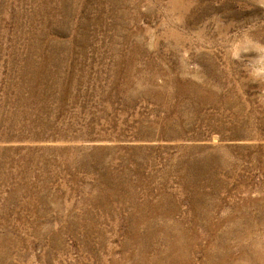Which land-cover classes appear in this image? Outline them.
Returning a JSON list of instances; mask_svg holds the SVG:
<instances>
[{"label":"rangeland","instance_id":"374dc122","mask_svg":"<svg viewBox=\"0 0 264 264\" xmlns=\"http://www.w3.org/2000/svg\"><path fill=\"white\" fill-rule=\"evenodd\" d=\"M0 264H264V0H0Z\"/></svg>","mask_w":264,"mask_h":264}]
</instances>
